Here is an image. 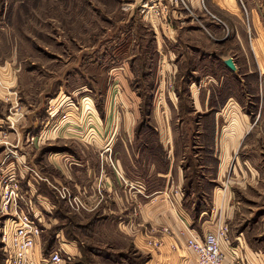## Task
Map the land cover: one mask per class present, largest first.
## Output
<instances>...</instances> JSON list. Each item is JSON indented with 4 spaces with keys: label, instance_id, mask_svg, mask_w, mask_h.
I'll return each instance as SVG.
<instances>
[{
    "label": "rangeland",
    "instance_id": "1",
    "mask_svg": "<svg viewBox=\"0 0 264 264\" xmlns=\"http://www.w3.org/2000/svg\"><path fill=\"white\" fill-rule=\"evenodd\" d=\"M184 1L185 6L170 0H0V168L17 159L21 168L39 166L44 159L41 153L67 146L76 151L71 144L76 147L78 140L92 144L101 134L99 126L104 125L102 116L108 109L113 123H120L125 112L138 114L137 88L146 95L143 109L147 110L152 83L158 88H154L149 122L165 130V140L170 134L181 141L185 159L189 150L185 140L192 139L194 132L184 134L191 127L181 125L179 114L188 117V124L196 119L199 129L202 118L191 109L187 84L178 91L181 106L174 95V74L168 63L179 49L188 54L184 60L177 57V62L183 60L179 76L188 70L189 77L196 67L191 86L198 88L202 99L209 97L210 86L221 89L220 82L227 79L233 84L229 91L234 94L217 118L225 150L217 145L214 152L226 164L222 167L220 162L217 171L214 166L208 168L207 176L213 181L203 186L207 193L224 186L229 195L231 213L223 220L226 241L241 236L253 250L264 254V63L258 59L259 68L256 62V56L264 61V0H237L234 7L221 0H210V6L206 0H198L199 4ZM241 46L249 51L250 62ZM154 51L156 60L149 77L144 61ZM237 54L244 64L240 75L245 72V84L238 92L235 79L242 76L223 75L230 70L223 58H238ZM63 115L67 118L60 120ZM31 120L38 130L52 129L56 136L43 144L29 137L36 152L23 142ZM20 131L23 147L8 146H19L13 134ZM22 181L19 172L17 190L23 202L19 206L41 229L43 256L60 250L67 257L66 264H146L150 259V254L121 234L114 235V223L105 222L104 229L96 230L92 215L68 206L53 184H46L50 202L43 204L35 202L30 187L26 183L23 187ZM201 192V187L190 190L186 186L183 198L192 197L188 201L192 202L202 195L199 202L203 200L201 204L211 209L210 197ZM3 257L0 243V264H4Z\"/></svg>",
    "mask_w": 264,
    "mask_h": 264
},
{
    "label": "crops",
    "instance_id": "2",
    "mask_svg": "<svg viewBox=\"0 0 264 264\" xmlns=\"http://www.w3.org/2000/svg\"><path fill=\"white\" fill-rule=\"evenodd\" d=\"M192 1L199 4L198 0ZM206 1L210 6V0ZM220 3L234 7L237 0H221ZM212 5L215 4L212 3ZM215 7V10L223 13L221 7ZM248 14L251 15L253 12L249 11ZM250 36L252 40V31ZM243 49L244 47L241 46L242 51ZM244 51L250 62L249 51L247 52L246 49ZM155 55V51L149 53L148 60L144 61V65L147 62L149 77L152 72L151 63L156 60ZM177 57L184 60L188 54L183 55L178 49V52L171 56L170 61L173 62L168 63L174 74V95L181 106V94H178V91L187 84L188 97L193 100L191 109L199 111V113L195 111L194 113L200 114L202 118L199 129L196 119L188 124V117L179 114L178 118L181 120V125L186 128L187 126L191 127L188 128L191 131L184 130V134L194 132L192 139L186 137L188 140L185 141L189 150L185 159L183 153L180 152L183 149L181 141L173 140L170 138V134L166 136L165 140L163 135L165 130L153 127L149 122L153 100L155 99L154 88L155 90L158 88L152 83L148 88L147 110L145 112L143 107L146 95L138 93L137 88L138 114L133 116L131 113L125 112L122 114V123H113L112 114L108 109V113L102 116L104 125L99 126L98 132L101 134L96 139L94 138L92 144H85L78 140V142L75 141L76 147L71 144L72 147L76 148V151L67 146L61 148V151L49 150L45 154L41 153L44 157L43 162L41 164L36 162L39 166L29 165L36 171L38 177L32 172L28 173L27 167L21 168L20 159L12 160L4 166L5 169L9 168L11 164L16 165V174L20 172V176L22 175L21 185L24 187L26 183L30 187L35 202L38 201L43 204H47V201L50 202L49 196L45 193L48 191L46 184H53L57 189L64 186L68 188L72 195L82 198L86 205L85 210L92 215V219L96 222V230L104 229L105 222L108 225L114 223L116 227V230L112 232L114 235L121 234L135 248L150 254L151 257L146 264H198L195 253L186 246L187 239L191 234L202 237L208 232L216 231L217 226H222L223 220L229 217L231 213L228 204L229 195L225 192L224 186L218 187V191L215 189L217 187L211 188L207 193L203 185L213 181L207 176L208 168L214 166V170L217 171L220 162L222 167L226 164L224 157L222 156L221 159L220 155L217 156L214 152L217 151V145L218 148L225 150V147L221 146L223 131L218 129L219 119L217 120V118L234 94L230 92V87L233 90V84L229 83L227 79L220 82L221 89L217 86H210L209 97L205 96L202 99L198 88H193L195 85L191 86L193 78H196L194 72L196 67L189 77L187 75L188 70L180 77L179 73L183 60L177 62ZM228 57H224L223 60ZM256 58L260 68L259 60L262 63L264 61L261 60V57L256 56ZM232 59L236 70L231 71V73H229L230 70H227L223 75L231 74L235 78L242 76L240 78L242 82L235 79L238 92L239 87L245 84V72L240 75V71L244 70L242 68L244 64H240L239 57H232ZM175 63L180 65L178 69H176ZM143 88L140 87L139 89ZM30 123L27 127V133L24 134L25 140L23 142L28 147H34L36 152L38 148L27 141L29 137L32 136L31 138H33L34 136L36 142L39 141L43 144L46 139L56 136L53 135L54 130H38L33 120ZM72 131L77 132V130ZM20 133L21 131L17 134L12 133L17 135L18 140L15 144L19 146L9 142L7 145L15 149L23 147V142L20 141ZM68 134H73V132ZM218 135L219 142L217 143ZM196 137H199V140L196 141ZM225 141L228 142V137L225 138ZM198 142L201 144L200 146L197 145ZM48 144L54 147V143L49 142ZM191 145L196 146L197 149H193ZM69 151L72 153L70 154ZM116 171H119L121 176ZM198 181L200 185L197 183ZM186 186L190 190L194 187H201L202 191L210 197L211 209L201 204L203 200L201 203L199 202L203 197L202 195H199V200L194 199V201L188 202L193 197V191L192 197L185 200L183 187ZM197 202V206L194 207V203ZM219 209L220 211H218ZM39 243L40 238L36 241L34 249L37 254L40 253ZM221 246L225 252L231 253V250H235L245 264H264V254L253 250L246 239H242L241 236L230 237V240L222 241ZM66 255H69L68 252Z\"/></svg>",
    "mask_w": 264,
    "mask_h": 264
},
{
    "label": "built area",
    "instance_id": "3",
    "mask_svg": "<svg viewBox=\"0 0 264 264\" xmlns=\"http://www.w3.org/2000/svg\"><path fill=\"white\" fill-rule=\"evenodd\" d=\"M170 1L185 6L184 0ZM66 118L67 115H63L60 120ZM27 170L38 177L32 168L28 167ZM0 171V216L4 217L0 220V243L5 264H66L67 259L61 255L60 250L49 251L47 256H43L40 251L36 253L35 244L41 236V229L19 206L22 195L17 190L16 167L11 164L9 168L1 167ZM116 172L121 176L119 171ZM58 193L71 208L86 209L82 198L72 195L65 186L58 189ZM226 236L227 227L222 225L202 237L191 234L186 246L195 253L198 264H245L235 250H231V253L223 251L221 244L226 241Z\"/></svg>",
    "mask_w": 264,
    "mask_h": 264
},
{
    "label": "water",
    "instance_id": "4",
    "mask_svg": "<svg viewBox=\"0 0 264 264\" xmlns=\"http://www.w3.org/2000/svg\"><path fill=\"white\" fill-rule=\"evenodd\" d=\"M224 64L225 66H227L228 69H230L231 71H235L236 70V67H235V64L233 62V59L232 57H228L224 60Z\"/></svg>",
    "mask_w": 264,
    "mask_h": 264
},
{
    "label": "trees",
    "instance_id": "5",
    "mask_svg": "<svg viewBox=\"0 0 264 264\" xmlns=\"http://www.w3.org/2000/svg\"><path fill=\"white\" fill-rule=\"evenodd\" d=\"M4 256V255H3ZM3 263L5 264V258L3 257Z\"/></svg>",
    "mask_w": 264,
    "mask_h": 264
}]
</instances>
